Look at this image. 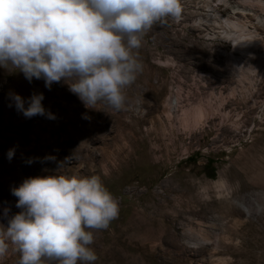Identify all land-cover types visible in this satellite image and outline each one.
<instances>
[{
	"label": "rangeland",
	"instance_id": "obj_1",
	"mask_svg": "<svg viewBox=\"0 0 264 264\" xmlns=\"http://www.w3.org/2000/svg\"><path fill=\"white\" fill-rule=\"evenodd\" d=\"M202 2L181 0L179 20L144 35L125 110L85 108L63 80L49 89L0 66V224L22 211L13 189L29 177L99 175L119 215L93 230V264H264V68L249 59L237 83L221 53L230 43L214 36L228 9ZM206 14L210 24L200 26ZM41 93L44 116L25 117L12 99L27 107ZM6 243L0 264H19Z\"/></svg>",
	"mask_w": 264,
	"mask_h": 264
},
{
	"label": "clouds",
	"instance_id": "obj_2",
	"mask_svg": "<svg viewBox=\"0 0 264 264\" xmlns=\"http://www.w3.org/2000/svg\"><path fill=\"white\" fill-rule=\"evenodd\" d=\"M181 14V0H0V66L18 69L29 82L43 79L49 89L63 80L85 108L104 103L125 110L126 89L143 70L144 35ZM43 98L33 94L25 107L19 94L12 96L28 118L46 115ZM13 194L22 211L7 227L0 224V257L10 240L21 253L19 264H93V230L119 215V201L99 175L61 170L29 177Z\"/></svg>",
	"mask_w": 264,
	"mask_h": 264
},
{
	"label": "bare ground",
	"instance_id": "obj_3",
	"mask_svg": "<svg viewBox=\"0 0 264 264\" xmlns=\"http://www.w3.org/2000/svg\"><path fill=\"white\" fill-rule=\"evenodd\" d=\"M215 1L216 3L213 4V0H203L201 6L204 8H210V10L214 12H216L217 9L220 7H224V9H228V13H227L228 15L224 17L222 20H220L219 22L220 29L217 32V35L214 36L216 38H219L224 41H228L230 43V47H231L230 52L228 53L226 52V50L222 49L221 53L226 58V60L230 59L232 62L231 66L239 71L240 77L237 83L241 85V83H244L242 81H245L244 76L247 65L249 64V59L255 58V60L257 61V64L253 66L254 68H256V66H260L264 68V0H215ZM198 19H199V25L205 27L208 25V23L212 18L210 19V17L207 16L206 14L205 16H201ZM236 86L234 87L236 88ZM242 97L244 96L242 95ZM221 104L222 103H220L219 105ZM207 116L208 114L205 108L203 110L204 119L207 118ZM222 120L223 121L225 120V116L222 117ZM227 209L231 214L240 213L238 212L239 211L238 209L231 206H229ZM205 239L207 240V238Z\"/></svg>",
	"mask_w": 264,
	"mask_h": 264
}]
</instances>
